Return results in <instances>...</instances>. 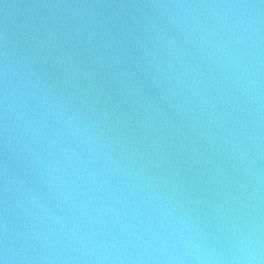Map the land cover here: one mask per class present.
<instances>
[{
    "label": "water",
    "instance_id": "1",
    "mask_svg": "<svg viewBox=\"0 0 264 264\" xmlns=\"http://www.w3.org/2000/svg\"><path fill=\"white\" fill-rule=\"evenodd\" d=\"M0 264H264V0H0Z\"/></svg>",
    "mask_w": 264,
    "mask_h": 264
}]
</instances>
